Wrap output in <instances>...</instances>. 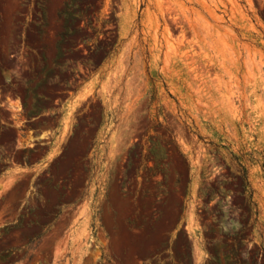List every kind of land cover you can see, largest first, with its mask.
Returning a JSON list of instances; mask_svg holds the SVG:
<instances>
[{"label": "rangeland", "instance_id": "obj_1", "mask_svg": "<svg viewBox=\"0 0 264 264\" xmlns=\"http://www.w3.org/2000/svg\"><path fill=\"white\" fill-rule=\"evenodd\" d=\"M5 161L0 264H264V0H0Z\"/></svg>", "mask_w": 264, "mask_h": 264}, {"label": "crops", "instance_id": "obj_2", "mask_svg": "<svg viewBox=\"0 0 264 264\" xmlns=\"http://www.w3.org/2000/svg\"><path fill=\"white\" fill-rule=\"evenodd\" d=\"M83 99L82 96L74 95L72 98L67 100L65 103H62L60 106V111L62 112L61 118V126L52 132L45 133L43 131H29L25 127L27 123L33 122L35 119L31 121H23L21 118L18 122H16L19 116H22L18 106L16 104H10V102L6 101V109L11 113L13 121L11 124H3L1 129H13L16 132L15 139V148L17 150H25L28 142H40L39 146H50V150L47 152V158L56 154V149L54 146V139L59 134V130H62L64 127V121L67 117V114L75 108ZM12 101V100H11ZM16 100H13L15 103ZM18 111V112H17ZM47 141V142H43ZM6 166L0 172V199L5 194L7 190L13 187L14 183L18 180L20 175L28 173L36 168L39 165V161H36L33 167H25L26 165L19 164L12 161H5Z\"/></svg>", "mask_w": 264, "mask_h": 264}, {"label": "bare ground", "instance_id": "obj_3", "mask_svg": "<svg viewBox=\"0 0 264 264\" xmlns=\"http://www.w3.org/2000/svg\"><path fill=\"white\" fill-rule=\"evenodd\" d=\"M17 108H19V107H17ZM18 112V111H17Z\"/></svg>", "mask_w": 264, "mask_h": 264}]
</instances>
